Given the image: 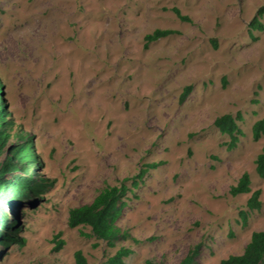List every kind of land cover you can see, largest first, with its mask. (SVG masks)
<instances>
[{
    "label": "rangeland",
    "instance_id": "374dc122",
    "mask_svg": "<svg viewBox=\"0 0 264 264\" xmlns=\"http://www.w3.org/2000/svg\"><path fill=\"white\" fill-rule=\"evenodd\" d=\"M261 6L0 0L2 97L49 184L34 205L15 206L24 245L6 248L0 264H79L76 253L100 264L120 247L132 250L129 264H181L193 252L195 264H221L242 254L264 231V180L254 163L264 136L253 141L251 131L264 117V31L250 27ZM155 30L173 34L145 49ZM237 112L243 135L229 151L213 122ZM243 173L261 191L258 211L246 208L250 194H229ZM124 179L130 191L118 227L135 241L109 248L89 228L68 226L72 209Z\"/></svg>",
    "mask_w": 264,
    "mask_h": 264
},
{
    "label": "trees",
    "instance_id": "16d2710c",
    "mask_svg": "<svg viewBox=\"0 0 264 264\" xmlns=\"http://www.w3.org/2000/svg\"><path fill=\"white\" fill-rule=\"evenodd\" d=\"M172 11L178 19L187 20L180 15L178 10L173 9ZM263 16L264 6H261L257 9L250 27L260 32L264 31V25L260 23ZM171 34L173 32L170 30H155L144 37V48L147 49L150 44ZM190 89V86L183 89L180 102L184 100ZM10 117L11 114L2 97L0 81V258L6 248L12 245H24V239L20 236L22 226L17 224L15 206L24 202L30 206L34 205L39 200L38 196L44 193L49 185L37 174L41 160L34 143L23 131L14 129ZM241 121L242 116L237 112L235 115L219 116L213 122L214 128L221 135L228 137L225 146L229 151L236 147L239 138L243 135L238 126ZM251 131L253 141H259L264 136V117L252 125ZM11 141L12 144H10ZM254 163L255 173L261 180H264V145ZM147 167L155 168L156 165ZM144 173L146 170H141L138 175L130 178L134 188H138V183ZM126 181L127 179H124L120 186L102 189L90 204L72 209L69 213L68 226L70 228L78 226L89 228L90 237L104 242L109 248H114L121 241H135L128 232L122 231L118 227V222L127 207L126 198L130 191L125 184ZM229 194L232 197L250 194L246 202L247 210L258 211L261 209V191H252L250 176L247 173H243L236 184L230 187ZM239 215L245 223L247 212L241 211ZM132 254L131 249L120 247L100 264H129L128 260ZM75 257L79 264L85 263L80 253H76ZM195 263V252L181 262V264ZM144 264L155 263L146 260ZM221 264H264V231L253 232L242 254L230 256L221 261Z\"/></svg>",
    "mask_w": 264,
    "mask_h": 264
}]
</instances>
